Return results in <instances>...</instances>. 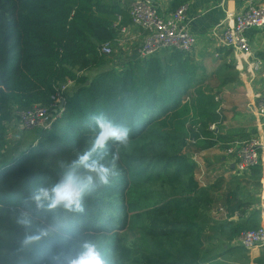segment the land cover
Wrapping results in <instances>:
<instances>
[{
    "label": "trees",
    "instance_id": "trees-1",
    "mask_svg": "<svg viewBox=\"0 0 264 264\" xmlns=\"http://www.w3.org/2000/svg\"><path fill=\"white\" fill-rule=\"evenodd\" d=\"M112 1L0 0V156L15 111L51 105L61 86L74 82L62 92L61 114L37 128L36 143L0 165V264H59L54 258L74 254L84 241L97 244L109 264H246L247 249L234 240L261 226L260 210L246 215L248 203L222 176L202 187L196 162L178 153L189 137L198 152L233 141L219 131L225 114L211 84L222 74L208 78L204 62L171 49L88 76L110 57L100 45L118 35L114 19L124 12ZM185 2L172 0L171 10ZM94 114L128 129L127 144L109 141L91 157L111 166L117 156V175L107 185L94 182L82 212L37 211L30 197L39 186L51 188L67 171L85 172L72 162L99 131L89 119ZM214 189H227L220 217L209 215ZM22 212L31 213V232L49 229L29 247L21 243Z\"/></svg>",
    "mask_w": 264,
    "mask_h": 264
},
{
    "label": "crops",
    "instance_id": "crops-1",
    "mask_svg": "<svg viewBox=\"0 0 264 264\" xmlns=\"http://www.w3.org/2000/svg\"><path fill=\"white\" fill-rule=\"evenodd\" d=\"M134 1H112V4L118 5L124 12L121 21L118 20L117 15L114 19L115 27L118 28V35L115 41L111 43L113 67H119L116 64H127L129 61L141 57L143 31L131 23L128 13ZM152 1L163 17H169L173 12L170 6L172 0ZM259 2L264 5V0ZM185 3L187 9L184 21L197 38V44L191 54L197 61L205 63L208 78L215 71H220L222 74V76L214 79L218 81L214 91L216 95L221 96L222 111L225 114V120L219 125V131L234 137L233 141L251 135L261 137L264 141V121L258 123L256 114L258 102L264 96V27H253L246 31L251 44V59L260 63L259 70L251 74L248 72L244 61L238 62L232 59L231 48L223 42L225 27L233 21L236 14L242 11L244 4L240 0H186ZM120 27H124L125 30L122 31ZM227 64H231L232 69L223 67ZM224 77L226 80L222 83ZM54 114L55 111L53 110L50 113L51 117H54ZM19 126L20 123L18 125L15 118L8 123V138L19 133ZM214 150L224 154L220 162L223 171L209 181L212 182L216 177L222 176L225 183L230 185L228 191L234 192V196L238 200L248 203L247 206L243 207L246 209V215L255 209L260 210V222L261 226H264V148L261 151L259 163L261 169L256 170L250 167L244 171H239L236 168L231 156L226 153V149L221 150L215 147L202 152ZM1 164L8 163L3 161ZM226 190H212L215 197L217 192H221L224 196L222 206H219L220 213H224ZM239 216L240 213L235 212L233 217L238 218ZM234 243L240 245L238 238L234 240ZM247 255L249 262L246 264H264V243L247 250Z\"/></svg>",
    "mask_w": 264,
    "mask_h": 264
},
{
    "label": "built area",
    "instance_id": "built-area-1",
    "mask_svg": "<svg viewBox=\"0 0 264 264\" xmlns=\"http://www.w3.org/2000/svg\"><path fill=\"white\" fill-rule=\"evenodd\" d=\"M244 4L242 11L234 16L233 21L225 27L223 33L224 44L231 48L232 59L238 62H245L249 73L254 74L260 68L257 60L251 59L252 50L246 31L249 28L264 27V5L260 0H240ZM187 4L184 3L173 10L169 17H163L152 0H135L129 8L131 23L143 31V43L140 50L141 58L158 53L164 50L179 49L191 52L197 44L196 36L189 30L184 21ZM118 20H122V15H117ZM116 25L114 24V27ZM125 30L124 27H120ZM101 54L110 55L113 47L110 42L100 45ZM72 81H68L61 86L56 95L54 103L51 105L36 104L28 110L15 111V116L27 129L48 128L53 117L50 113L54 110L55 116L63 111L61 103L65 101L63 91ZM216 101L220 102L219 109H222L221 96L216 95ZM257 122L264 121V96L259 100L257 109ZM211 130L217 126H209ZM189 143H194V139L188 138ZM264 148V141L261 137L251 135L245 138H237L232 141L226 153L231 156L234 165L239 171L256 166L260 163L261 151ZM197 163L198 160L194 159ZM239 243L247 250H251L264 243V226L244 230L238 237Z\"/></svg>",
    "mask_w": 264,
    "mask_h": 264
},
{
    "label": "clouds",
    "instance_id": "clouds-1",
    "mask_svg": "<svg viewBox=\"0 0 264 264\" xmlns=\"http://www.w3.org/2000/svg\"><path fill=\"white\" fill-rule=\"evenodd\" d=\"M89 119L95 122L99 131L92 140L91 147L78 153L77 158L72 162L73 167L82 166L85 172L77 174L75 171H67L51 188L39 186L30 197L37 211L62 208L66 212H82V198L86 191L95 187L94 182L98 180L99 183L107 185L109 178L117 175L115 167L117 156H113L111 166L91 159V157L97 150L105 149L109 141L127 144L128 129L112 123L103 115L94 114ZM17 222L25 229L21 241L24 247L35 245L49 235V229L44 227L39 228L34 233L30 231L33 225L30 212H22ZM54 259H58L59 264H109L97 244L91 241H84L80 244L74 254Z\"/></svg>",
    "mask_w": 264,
    "mask_h": 264
},
{
    "label": "rangeland",
    "instance_id": "rangeland-1",
    "mask_svg": "<svg viewBox=\"0 0 264 264\" xmlns=\"http://www.w3.org/2000/svg\"><path fill=\"white\" fill-rule=\"evenodd\" d=\"M109 56L110 57L108 58L107 64L105 66L98 69L86 71L85 73L91 77L94 76L99 70H102L107 67H112L114 65L113 58L111 54ZM125 64L126 63H124L123 65ZM116 65H118L119 67L123 66L122 64ZM217 82V80H211L212 86L215 87V85L218 84ZM73 87L74 82H71V84L67 86L66 90H68L69 92V90H71ZM66 90L64 92H67ZM15 120L18 125L20 123L19 133L14 137L9 136L7 146L3 151L2 155L0 156V163H2L3 161H6V163H11L15 156L19 155V153L26 150L31 143L35 144L36 139L39 136V129H27L25 126L22 125L18 117H15ZM178 153L180 155H184L185 159H189L190 161H195V157L197 158L198 163L195 161L196 166L194 168V176L195 179L200 182L202 187L206 186L210 179L214 178L218 175V173H221L223 171L220 166V162L222 161V157L224 156V154L219 153L217 150L198 152L195 147L186 139ZM212 194L214 198L213 203L210 206L209 215L213 217H220L221 213L219 212V206H222L224 196H222L221 192H217L216 197L214 196L215 193Z\"/></svg>",
    "mask_w": 264,
    "mask_h": 264
},
{
    "label": "water",
    "instance_id": "water-1",
    "mask_svg": "<svg viewBox=\"0 0 264 264\" xmlns=\"http://www.w3.org/2000/svg\"><path fill=\"white\" fill-rule=\"evenodd\" d=\"M64 103H65V101H63V102L61 103V107H64ZM51 115H53V114H51Z\"/></svg>",
    "mask_w": 264,
    "mask_h": 264
}]
</instances>
